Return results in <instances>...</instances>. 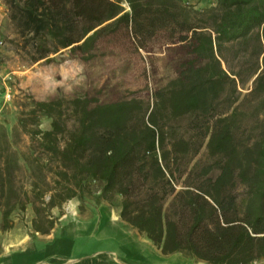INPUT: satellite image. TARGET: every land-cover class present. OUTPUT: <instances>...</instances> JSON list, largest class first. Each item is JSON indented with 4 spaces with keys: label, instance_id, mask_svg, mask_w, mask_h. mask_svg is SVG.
Wrapping results in <instances>:
<instances>
[{
    "label": "trees",
    "instance_id": "1",
    "mask_svg": "<svg viewBox=\"0 0 264 264\" xmlns=\"http://www.w3.org/2000/svg\"><path fill=\"white\" fill-rule=\"evenodd\" d=\"M213 1L196 11L181 0H0L33 63L62 50L89 61L120 29L137 51L163 36L192 56L151 104L33 101L50 130L19 125L56 162V176L75 186L99 180L102 199L119 196L121 221L162 254L264 264V0ZM0 139L1 200L10 144L4 132ZM205 140L212 162L192 164Z\"/></svg>",
    "mask_w": 264,
    "mask_h": 264
},
{
    "label": "rangeland",
    "instance_id": "2",
    "mask_svg": "<svg viewBox=\"0 0 264 264\" xmlns=\"http://www.w3.org/2000/svg\"><path fill=\"white\" fill-rule=\"evenodd\" d=\"M196 11L214 6L213 0H181ZM122 6L128 11L127 5ZM0 62L13 74L14 94L0 120V133L4 132L9 142L7 173L9 179L4 186L0 208L1 227L21 226L31 233H49L60 218L70 209L81 213L95 208L101 202L113 204L116 195L101 198L103 183L86 178L80 186L67 182L57 175L58 165L36 145L30 146L25 129L48 131L51 120L34 118L32 102H48L57 99L71 100L86 97L92 104L115 103L139 99L151 104L155 90L163 88L176 76L178 67L192 59L187 48L180 44H169L163 36L147 51L134 49L124 30L107 35L97 43L93 58L82 61L62 50L50 55L47 60L33 63L31 55L22 49V40L9 22L7 9L0 2ZM260 70L263 65L260 60ZM252 88V80L239 86L241 97ZM250 115V112H249ZM37 122V123H36ZM185 123V122H184ZM0 139V151L6 150ZM206 140L194 163H210ZM5 149V150H4ZM75 192L71 199L66 197ZM111 197V198H110ZM12 209L3 220V209ZM263 264V263H260Z\"/></svg>",
    "mask_w": 264,
    "mask_h": 264
},
{
    "label": "crops",
    "instance_id": "3",
    "mask_svg": "<svg viewBox=\"0 0 264 264\" xmlns=\"http://www.w3.org/2000/svg\"><path fill=\"white\" fill-rule=\"evenodd\" d=\"M1 223L0 214V264H206L179 252L162 254L121 221L120 197L84 213L70 209L47 234Z\"/></svg>",
    "mask_w": 264,
    "mask_h": 264
},
{
    "label": "built area",
    "instance_id": "4",
    "mask_svg": "<svg viewBox=\"0 0 264 264\" xmlns=\"http://www.w3.org/2000/svg\"><path fill=\"white\" fill-rule=\"evenodd\" d=\"M2 47V41H0V49ZM13 74L6 70L3 64L0 62V120L3 117L6 106L10 103L13 94ZM252 264H260L254 262Z\"/></svg>",
    "mask_w": 264,
    "mask_h": 264
},
{
    "label": "bare ground",
    "instance_id": "5",
    "mask_svg": "<svg viewBox=\"0 0 264 264\" xmlns=\"http://www.w3.org/2000/svg\"><path fill=\"white\" fill-rule=\"evenodd\" d=\"M72 210V209H71Z\"/></svg>",
    "mask_w": 264,
    "mask_h": 264
}]
</instances>
